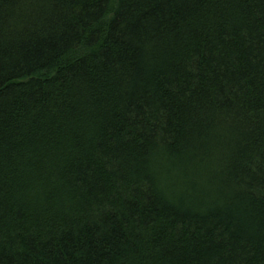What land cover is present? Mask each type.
<instances>
[{"label": "trees", "instance_id": "16d2710c", "mask_svg": "<svg viewBox=\"0 0 264 264\" xmlns=\"http://www.w3.org/2000/svg\"><path fill=\"white\" fill-rule=\"evenodd\" d=\"M0 264H264V0H0Z\"/></svg>", "mask_w": 264, "mask_h": 264}]
</instances>
